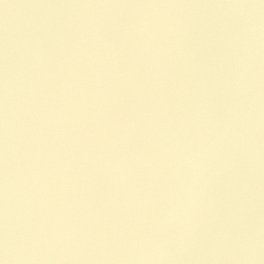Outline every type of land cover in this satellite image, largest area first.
Wrapping results in <instances>:
<instances>
[{
	"label": "water",
	"instance_id": "1",
	"mask_svg": "<svg viewBox=\"0 0 264 264\" xmlns=\"http://www.w3.org/2000/svg\"><path fill=\"white\" fill-rule=\"evenodd\" d=\"M3 264H264V0H0Z\"/></svg>",
	"mask_w": 264,
	"mask_h": 264
},
{
	"label": "clouds",
	"instance_id": "2",
	"mask_svg": "<svg viewBox=\"0 0 264 264\" xmlns=\"http://www.w3.org/2000/svg\"><path fill=\"white\" fill-rule=\"evenodd\" d=\"M0 264H3V262H2V261H0Z\"/></svg>",
	"mask_w": 264,
	"mask_h": 264
}]
</instances>
